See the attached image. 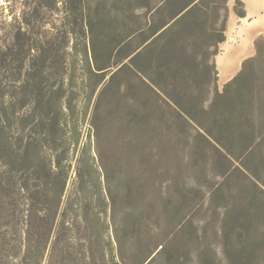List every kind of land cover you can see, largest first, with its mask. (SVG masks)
I'll return each mask as SVG.
<instances>
[{"label":"trees","instance_id":"trees-1","mask_svg":"<svg viewBox=\"0 0 264 264\" xmlns=\"http://www.w3.org/2000/svg\"><path fill=\"white\" fill-rule=\"evenodd\" d=\"M232 10L247 15L243 0ZM229 12V0L150 2V42L133 46L143 30L118 37L117 14L95 40L86 0H26L0 48V264H198L178 255L173 237L150 247V179L138 170L131 133L150 114L135 109L120 75L138 77L162 115L197 128L211 145L232 154L224 135L243 141L263 169L264 36L220 90L216 56ZM149 58L158 59L160 79L207 68V83L215 85L209 106L202 96L196 108L184 107L150 77ZM223 189L216 186L214 196ZM123 237L136 243L131 256ZM247 248L233 264H249Z\"/></svg>","mask_w":264,"mask_h":264},{"label":"rangeland","instance_id":"rangeland-1","mask_svg":"<svg viewBox=\"0 0 264 264\" xmlns=\"http://www.w3.org/2000/svg\"><path fill=\"white\" fill-rule=\"evenodd\" d=\"M155 1L86 0L93 22L92 37L97 41L103 39L106 26H112L117 14L118 37L142 29L133 36L132 45L149 43L150 2ZM243 1L249 16L242 19L232 10L235 0H229L227 40L220 44L219 54L227 47L245 50L240 64L229 71L233 75L245 58L256 53V39L264 36V0ZM25 2L0 1V48L8 44L11 23L21 17ZM191 51L201 61L202 49L195 45ZM158 63L155 58L145 63L150 77L158 80L184 107L196 108L198 97L202 96L208 98L206 105L209 106L215 85L207 83V68H179L177 72L167 71L160 79L156 73ZM120 80L126 95L138 100L135 109L150 114L147 125L131 130L136 142L138 170L150 179V204H146L145 212L149 215L150 211L145 226V231L150 230V247L167 236L173 237L178 255L185 259L191 254L198 264H233L232 256L248 247L242 254L249 264H264V167L259 168L255 155L243 141L240 143L229 134L224 135L225 144L232 154L226 153L223 147L221 150L211 145L198 134L197 128L175 122L169 110L167 117L162 115L150 99V88L138 77L124 72ZM224 83L225 79L219 77L216 84L222 90ZM121 104L125 112L130 110L126 99ZM111 130L108 129L109 134ZM218 185L224 189L214 196L213 190ZM188 188L196 189L189 191ZM122 242L125 256H131V249L136 245L134 239L123 237ZM192 262L189 258L184 264Z\"/></svg>","mask_w":264,"mask_h":264},{"label":"crops","instance_id":"crops-1","mask_svg":"<svg viewBox=\"0 0 264 264\" xmlns=\"http://www.w3.org/2000/svg\"><path fill=\"white\" fill-rule=\"evenodd\" d=\"M247 15L249 16L248 13H247ZM246 17H239V18L243 19ZM244 51L245 50H243V49H234L231 47H227L223 53H220L216 56V62H217L218 70H219V76L223 77L225 79V81L231 79L234 76L233 74H229V71L234 69L235 67H237L240 64L241 55ZM221 55H227V60L223 59L222 64H223V66H225V69L227 71L228 76H223L220 72V68H219L220 58L219 57Z\"/></svg>","mask_w":264,"mask_h":264},{"label":"bare ground","instance_id":"bare-ground-1","mask_svg":"<svg viewBox=\"0 0 264 264\" xmlns=\"http://www.w3.org/2000/svg\"><path fill=\"white\" fill-rule=\"evenodd\" d=\"M0 1H3V0H0ZM219 58H220V61H219L220 72L223 76H228L225 66H223L222 64L223 59L227 60V55H221Z\"/></svg>","mask_w":264,"mask_h":264}]
</instances>
